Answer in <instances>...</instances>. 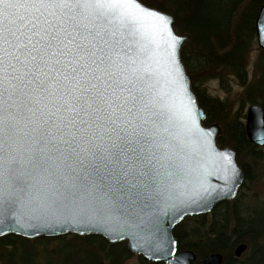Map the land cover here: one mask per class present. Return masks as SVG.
I'll list each match as a JSON object with an SVG mask.
<instances>
[{
  "label": "water",
  "instance_id": "95a60500",
  "mask_svg": "<svg viewBox=\"0 0 264 264\" xmlns=\"http://www.w3.org/2000/svg\"><path fill=\"white\" fill-rule=\"evenodd\" d=\"M133 8L141 13L138 23L109 15L89 26L96 36L89 40L104 62L97 61L98 68L93 64L87 77L84 72L77 77L83 87L91 82L107 89L113 106H123L115 124L77 115L73 97L83 88L78 91L76 81L59 74L49 78L51 86L43 93L32 85L10 96L13 89L4 81L5 107L11 105L16 121L8 143L21 162L25 190L0 187V236L98 235L111 243L125 241L132 253L152 262L190 264L197 256L178 250L173 228L237 196L244 173L236 152L218 144V123L204 125L206 113L181 58L190 34L178 33L166 11L141 0ZM149 10L159 16L143 15ZM254 25L264 52V0ZM80 63L91 61L85 57ZM244 128L250 142L264 146L259 104L247 107ZM36 159L42 167L33 166ZM246 248L238 244L234 256ZM222 259L211 252L201 264H222Z\"/></svg>",
  "mask_w": 264,
  "mask_h": 264
},
{
  "label": "trees",
  "instance_id": "16d2710c",
  "mask_svg": "<svg viewBox=\"0 0 264 264\" xmlns=\"http://www.w3.org/2000/svg\"><path fill=\"white\" fill-rule=\"evenodd\" d=\"M141 1L169 12L175 19L176 31L190 34L182 46L181 58L199 105L206 113L204 125L220 124L222 133L217 142L235 150L244 173L242 186L256 180L251 178L249 170L261 164L263 151L246 136L244 111L246 105L255 103L264 111V52L261 49L257 79L248 82L246 68L256 42L255 18L263 0ZM198 77L220 78L226 86L233 77L244 90L234 101L206 96L196 85ZM236 199L217 203L210 220L207 215H196L184 218L174 227L178 250L190 249L197 256L190 264H201L211 252L222 255V264H264V202L240 205ZM255 213L261 215V228L255 226ZM240 243L247 245L249 253L235 257L234 248ZM133 257L136 264H164L135 255L125 241L111 243L98 235L0 236V264H127Z\"/></svg>",
  "mask_w": 264,
  "mask_h": 264
},
{
  "label": "snow or ice",
  "instance_id": "6c2138e0",
  "mask_svg": "<svg viewBox=\"0 0 264 264\" xmlns=\"http://www.w3.org/2000/svg\"><path fill=\"white\" fill-rule=\"evenodd\" d=\"M134 3L135 0H0V187L7 185L12 192L25 190L21 162L11 154L8 143L15 135L16 121L11 105L5 107L4 95L8 89L4 88V81L8 79L13 89L10 96L32 85L43 93L49 91V78L55 79L53 74H59L65 81H76L78 91L83 88L82 95L73 97L79 106L78 109L74 106L77 115L84 112L94 120L115 124L122 118L117 115V109L123 112V106H113L105 95L107 89L101 91L91 82L89 87H83L77 77L81 72L87 77L88 72L93 71V64L98 68L97 61L104 62L89 40L90 36L96 39L89 26H94L99 17L109 15H119L128 24L140 22L141 13L133 8ZM143 15L159 16L151 10ZM86 31L88 35H84ZM66 57L72 59L65 62ZM85 57L90 64L80 63ZM90 90H95V94L89 95ZM131 111L127 109L129 114ZM83 122L88 125L87 120ZM72 123L74 125V118ZM31 163L42 167L39 159Z\"/></svg>",
  "mask_w": 264,
  "mask_h": 264
},
{
  "label": "rangeland",
  "instance_id": "374dc122",
  "mask_svg": "<svg viewBox=\"0 0 264 264\" xmlns=\"http://www.w3.org/2000/svg\"><path fill=\"white\" fill-rule=\"evenodd\" d=\"M259 49L260 48L257 46V43L255 42L253 47H252V50L250 52V55L248 57V62L246 65L247 73H248V82L254 81L259 76V67L257 66L258 59L260 57ZM196 85L202 94H204L206 96L219 97V99L227 100V101H234L238 95L243 93V90H244V88L239 84V82L233 77L230 78L229 84L227 83V86H226L225 81H221L220 78H216V77L208 78V79L204 78V77H201V78L198 77V81L196 82ZM259 98H260V96H259ZM255 104H259V103H255ZM249 105H246L244 115L246 114V109ZM234 106H236V104H234ZM213 123H217V122H213ZM244 123H245V117H244ZM219 126H220V124H219ZM260 148L263 151L261 164L259 166L258 165L253 166V168H251L249 170V173L251 174L250 175L251 178L252 179L257 178V179L256 180H250L248 183L244 184V186L241 185L242 187H240L239 192H238L237 196L235 197V198H237L236 202H238V204H240V205H249L253 201H255V203H260V204L262 202H264V148H263V146ZM235 198H233V199H235ZM210 214H211V212L208 214H203V215H207L208 220H210V218H209ZM253 216L254 217L256 216L255 226L261 228V225H262L261 224L262 221L260 219L261 215L255 213V214H253ZM189 224H190V221H189V223L186 224V226L188 227ZM182 250H184V249H182ZM248 253H249V249H246L240 255V257H243L244 255H247ZM136 263H137V260L135 257H133L131 260H129V262L127 264H136Z\"/></svg>",
  "mask_w": 264,
  "mask_h": 264
}]
</instances>
